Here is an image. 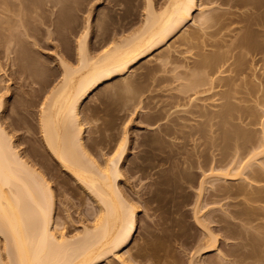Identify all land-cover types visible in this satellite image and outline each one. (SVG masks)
Masks as SVG:
<instances>
[{"label": "bare ground", "instance_id": "1", "mask_svg": "<svg viewBox=\"0 0 264 264\" xmlns=\"http://www.w3.org/2000/svg\"><path fill=\"white\" fill-rule=\"evenodd\" d=\"M64 1L50 0L49 2L53 6L52 8H56L61 3L64 5ZM154 1L156 0H146L143 23L141 22L140 28H135V32L132 30V34L128 32V36L125 34L126 37L122 35V38H112L111 41L110 39L107 40L108 38L105 36L108 30L106 24L110 20L107 23L104 20L107 16L111 15L107 14L106 16L105 14V18L100 17V33H97L100 36L97 38V40L100 38V41H98L100 43L99 47L90 45L88 31H86L77 40L75 57L68 53V48L63 49L65 51H62V54L59 52L57 68L51 73L53 78H46L42 82L39 81L40 89L36 90L38 92L37 97L41 100L38 116V133L41 134L40 142L45 148L43 152H40V149L32 145L31 152L29 151L32 158H25L27 156L25 152L30 147L23 149V152H21L22 150L19 152L15 144H13L12 137L3 126L5 124L11 127L12 123L6 122V119H11V115L9 118H7L8 115L5 116L6 118L0 116V264H98L108 262L109 256L114 257L120 264H133L130 257L131 254L129 256L127 254L130 252L126 253L128 257L121 253L131 243L136 231V209L127 200L122 188L119 186V181L123 179L121 167L125 159L128 139L125 136L123 143L119 144L117 149L111 150V154L106 156L102 162H99L92 157L89 151L94 150L100 143L102 144L104 141H107L110 135L106 134L105 130L100 129V132L96 131L99 133L97 137H93L90 143L85 142L80 108L83 102L98 87L103 84L105 85V83L107 84L109 81H114L116 78L125 76L131 69L140 66L143 60L153 56L154 53H158L156 54V60L160 62H156L160 63V67L167 66L168 64L175 65L170 70L172 76L170 79L168 78V83L171 85L169 90L171 93L168 96L170 99L165 107L161 108V105L160 110H158L160 111L161 119L170 117V115L172 116V113L175 114L174 112L179 110V107L189 106L188 108H191L190 110L187 108L189 115L202 120L196 122L198 125L194 129L191 128L192 131L190 130L191 132H188L187 136L194 138L197 136L196 139H192L195 143L196 141L200 143L203 138L204 140L206 138L207 140L201 143L203 147H207L204 145L207 144L211 149H213L212 147H220V150L222 146L225 153L223 151L217 153L219 155L225 154V157L222 158L220 156L219 160L231 159L230 161L228 159L225 161L228 167L226 164H223V161L222 163L220 161L219 163L218 160L216 161L220 165L216 164L217 168L213 167L212 163L211 165L209 163V169L207 168V170H211L209 174L214 179L219 177V180L220 177L225 175L224 177H228L229 180L235 183L246 180L244 176L248 174L256 183H264V168L261 170L264 162L260 167L261 171L254 168V166L261 164V162H256L258 165L254 163L255 160L259 159V156H263L261 160L264 161V120L263 122L261 120L260 122L258 121L261 113L258 114L257 111L259 110L255 106L251 108L250 105L248 107L245 106L246 104L244 105V102L247 103V97H252V99L247 100L249 102L256 100L255 103L257 102L263 106L264 72L255 76V72L252 71L254 72L252 76L255 77L252 82H256L257 85V82H259L263 88L260 85L256 86L254 83V88H247L249 84L243 80L242 82L246 83V87L242 85L243 88L245 87V91L237 84V80L241 78L238 76H241L239 75L241 73L238 74L237 72V76L234 75L235 77H230L229 74L230 71L232 74V71H237V68L246 66L245 63L251 61H244L247 54L245 52L251 53V62L255 63V65H259L260 62L264 61V0H201L202 4H199L200 0H164L161 5L154 3ZM38 2L39 0H0V40L2 39L0 41V48L7 42H4V40L10 39L9 36L14 33L11 27L8 28L9 25L13 23V26L16 23L17 25L18 23H22L23 26L25 25V27L30 28L28 25L32 21L30 22L29 16L27 17L25 12L31 13L32 9H35L36 4L39 6ZM33 4L35 5L34 7H32ZM211 5L216 6L209 9V11L204 10V7ZM63 11H65L64 8ZM197 11L199 12V16L196 17L194 14ZM58 13L56 14L54 24L57 29L62 28L63 25L65 26L63 21H60L62 17L60 16L59 18ZM128 14L125 17H130L133 13H130V16H127ZM191 22L198 28L193 30L191 27L189 30H184L190 27L189 23ZM202 26L206 27L203 28ZM207 29L209 31H205ZM26 30L29 29L26 28ZM226 38H230V40L228 41ZM176 44H178V47L187 46L191 52L194 47L199 48L200 51L195 56L193 54L195 57L193 61L186 57L190 62H186V60L185 63L176 59V61L172 60L175 62L173 64L174 62H171L169 59H171V54L176 51ZM200 44H205L206 47L210 46L215 51L209 52L207 50V52ZM5 46L3 47L5 48ZM8 47L5 49H9ZM236 51L245 57L242 61L241 55H233V52ZM233 56L234 61L231 62ZM12 60L16 67L14 69V79L15 77L22 78L25 75V80L28 71L24 64L21 61L19 63L15 62V58ZM177 60L181 61V63ZM233 66L235 69L231 68ZM241 68V71L244 72V67ZM226 73L229 74V77L226 76ZM125 84L122 85V89L131 88V91L133 82L128 80ZM119 87L121 88V86ZM136 87L138 86L134 88ZM120 88L118 90L121 92L122 89L120 90ZM239 88L243 89L241 90L243 91V93L241 92L242 95L247 96L245 101L243 99L244 96L242 97L243 100L240 97L241 100L239 99L240 101H238V96L236 95L239 94ZM206 102H209V104H206ZM4 103L3 95H0V112ZM87 109L89 110L88 107ZM94 109L92 108L90 113L94 114ZM172 109L176 110L171 111ZM185 110L181 111L187 113ZM248 120L250 121L247 122ZM258 122L259 124H257ZM252 124L253 126L255 124L261 125L259 131L260 137H258V134L255 135L256 130L246 128ZM173 126L176 127L174 124ZM105 129L107 130V128ZM174 129L172 125L171 127L170 125H166L162 131L169 137V135L172 136L176 132L177 128ZM94 134H96L95 131ZM185 135L183 138L186 137ZM36 136L30 137V141L36 143L39 140V136L38 140ZM162 137L154 135L150 139H146V143L158 145L161 142L162 144ZM198 139L201 140L198 141ZM142 143L143 145L145 144L143 141ZM231 150L234 153L236 152L235 154L233 153V156L231 155ZM239 151L241 154L238 153ZM38 155L41 157L39 160L36 158ZM54 162L65 174L75 181L80 190H83L96 203L98 212L94 222L90 227L84 226L81 235L68 237L64 233L58 234V224L54 222L53 217L55 196L52 186L47 180L48 177L46 178L45 176L49 175L48 171ZM131 163L133 165H131V169L143 166L140 163H138L139 165L136 162ZM221 164L223 165L222 168ZM224 166L228 169H225L226 167ZM220 168L224 172L222 171L221 173ZM216 169L219 172L215 171ZM227 171L228 173H225ZM210 175L204 174L203 178L205 179H202V181L204 182L207 179L206 177H210ZM184 176L188 180V176L192 175L187 174ZM192 178L190 177V179ZM182 179L184 180L183 176ZM203 182L200 184L201 190L204 188L202 184L204 185L206 181ZM249 183L251 184V182ZM248 184L246 183L247 186H250ZM231 187L229 189L220 185L217 190L215 189L216 193H214L213 197L223 196L225 199L231 197V195H237L236 197L245 195L244 198L248 196V199L245 198V200L247 199L246 201L251 202V204L245 203L246 205L244 206V201L243 207L240 202V206L243 208L239 206L242 210L240 209L241 211L237 212V214L245 217V222L257 224L256 221L264 216V207L259 206L258 208L255 205L253 206V204L264 203L263 186H256L254 191L249 190L251 187L248 189L247 187H243V185L236 186V188L235 186ZM225 195L228 196L225 197ZM243 217L240 218L242 219ZM262 219L264 220V217ZM248 223L245 224L247 225ZM261 224H264V222ZM257 226L255 225V228ZM230 233L233 234V232ZM243 235L240 238L246 242L248 237ZM207 238L208 244L204 245L203 248L201 247L204 253L217 249L218 238L216 235L214 236L211 232H208ZM261 238H263V235ZM263 239L261 240L264 241ZM249 242L252 243L250 244ZM262 243L258 240H248L247 243L239 244V247L241 245L244 249L250 245L252 249H248L250 251L253 250V253L258 255L264 251L262 250L264 249L262 248ZM258 245L260 247L259 250ZM243 249H236L239 250V253L241 251L239 256L243 255ZM232 250L236 252L235 249H231V252L229 251L228 254L230 255L231 253L232 257L233 255L237 256L238 251L235 253ZM257 250L259 251L258 254ZM137 252L141 253L139 250ZM244 255L245 259L249 257V254ZM260 257H262V254ZM219 258V261L223 264L224 260H221V254ZM253 258L255 259L254 256ZM238 260L233 263L236 264L235 262ZM243 260L238 262V264H241V262L245 264L246 262ZM247 260H250V258ZM227 262L226 264L229 263Z\"/></svg>", "mask_w": 264, "mask_h": 264}, {"label": "rangeland", "instance_id": "2", "mask_svg": "<svg viewBox=\"0 0 264 264\" xmlns=\"http://www.w3.org/2000/svg\"><path fill=\"white\" fill-rule=\"evenodd\" d=\"M45 1L39 0V6L36 4L35 9H32V11L30 10L31 13L25 12L26 16H29L30 22L32 21L31 24L28 25L30 28L25 27V25L23 26L22 23H18V25L16 23V25L14 24L13 26L12 23L8 26V28L11 27V30L13 29L15 34L10 30L14 36L11 35L12 37L9 36L10 39L7 38V40H4V42H8H6L7 44L5 43L7 46L3 45L1 42L5 48L10 45L8 47L9 49H5L3 46L0 48V95H3V100L5 101L0 112V116L5 117L8 115L7 118H9L11 115V119H6V122L12 123L11 127L5 124H3V126L7 130L6 132L12 137L13 144H15V147L19 152L21 150V152H23V149L30 147L25 152L27 153L25 158H32L30 155L32 145H35L38 149H40V152H43L45 149L40 142L41 134L38 133V116L41 100L37 97L38 92H36V90L40 89L39 83L44 81V79L53 78L51 73L57 68L58 54L65 51L63 49L68 48V53L75 57L77 40L86 31H88V40L90 41V45L93 47L95 45V47H99L100 43L98 41H100V38L98 40L97 38L100 37L98 34L100 33L101 18H105V14L106 16L107 14L111 15L107 16L104 20L105 23L110 20L106 24V28H108L106 33L107 35L105 34L108 38H106L107 40L110 39L111 41L112 38L119 39L122 38V35L125 36L126 34V36H128L129 33L132 34V30L135 32V28H140L142 25L141 22L144 20L143 16H145L144 8L146 9L147 3L146 0H65L64 5L61 3L58 6L60 8H52L53 6L49 2L50 0L47 2ZM163 2L164 0L154 1V3H158L159 5H161V3L163 4ZM199 4H202L201 0L199 1ZM34 6L35 5L33 4L32 7ZM214 6L216 5L206 6L204 7V10L209 11V9ZM63 8L65 11H63ZM60 10L61 12H59ZM57 13L59 14V18L60 16L62 17V20L60 19V21H63L65 24L62 28L58 27L59 29H57L54 25ZM130 13H133L132 16H130ZM126 14L130 17H125ZM194 15L196 17L199 16V12H195ZM192 22L189 23L190 27L184 30H189L191 27L193 30L198 28L197 26H194ZM26 28L29 30H26ZM205 31L209 30L207 29ZM205 38L207 39L206 36ZM226 39H228V41L230 40V38ZM177 45L178 44H176V46ZM176 46V51L171 49L172 51H175L170 56L171 59L169 60L171 62L176 61V59L185 62L187 58L193 61L196 53L200 51L199 48L194 46V48L192 47V52L188 50L187 46H177V49ZM201 46H203L206 51H215V49L210 48V46L206 47L205 44ZM236 52H233V55H241V61L245 57V62L249 60L252 61L251 53L248 54L249 52L244 51L248 54H246L247 56L244 54V57L242 54H239V52ZM156 54L158 53H154L153 56L143 60L142 63H140L141 65L138 64L140 66H135L136 68L131 69L125 76L116 78V80L109 81L107 84L105 83V85L103 84L98 87L90 94L85 102H83L80 108V116L83 121L84 128L83 137L85 142L90 143L92 138L97 137L99 135L98 132L101 130H105L106 134L110 135V138L107 141H104L102 144L100 143L94 150L89 151L92 157L99 162H102L106 156H109L111 154V150L117 149L118 145L123 143V138L125 136L128 139L127 151L121 167L123 179L119 181V186L122 188L127 200L136 209V231L131 243L125 247L121 253L126 255L127 252H130L127 254L128 256L131 254L130 257L133 264H221V261H219L220 254L221 260H224V262H222L223 264H226L227 261L234 264V261L240 259L235 262L238 264V262L243 260L245 256L244 254H249L247 259L250 258V260L244 258L245 261H243L246 262L245 264H264V251L261 252L260 250L261 253L258 254V250L260 249L259 245L257 250L258 255L253 253V250H249L252 249L250 245L244 248L246 250H244L240 245L243 249L242 254L244 256H239V254H241V251L239 253V250H242L239 247V244L247 243L248 240H258L264 243V241L261 240L264 238V224H261L264 222L262 219L264 216L258 220L260 221V224L258 221H256L257 224H250L245 222V217L237 214V212L241 211V208L246 205L245 203L251 204V202L246 201L248 196L245 197L247 198L246 200L244 198L245 195H242L243 198L242 196L236 197L237 195H231V197L225 199L223 196H219L220 198L218 196L216 198L215 196L213 197L214 193H216L215 191L218 187H220V185L229 189L231 186H235L236 188V186L243 185V187H247L248 189L251 187L249 190L254 191L256 186L264 187V183L258 181V183H256L253 181L254 179H251L248 176V174L247 176H244L246 179L244 180L246 181L245 184H243L244 181L242 180V182H236L237 184L234 181L229 180L228 177L227 180V178L224 177V174H222L224 176L220 177V180L219 177H216L218 179H214V177L209 174L211 171L207 170V168L209 169V163L210 165L212 163V166L217 168L220 166L219 163H222V161L223 164H226L225 161H227L228 158L219 160L220 156L222 158L225 157V154H218L219 151L220 153L223 151L222 146L220 150V147H212L213 149H211L207 144H204L207 147H203L201 143L206 141V138L205 140L203 138L202 141H200L201 139H198L200 143L197 141L195 143V141H192L194 137L187 136L188 132L192 131L191 128H196V125H198L196 122L200 120L195 116L189 115L187 112L188 109H191L188 108L189 106H182V108L179 107V110L172 109L171 111L176 110L174 112L175 114L172 113V116L170 115V117H165L166 119H161V114L158 110H160L159 108L161 105V108L165 107L170 99L168 96L171 93L169 91L171 85L168 83V78L170 79L172 76L170 70L173 65L168 64L167 66L160 67V61L156 60ZM13 58L16 59L15 62L17 63L21 61L27 69L28 72L25 80V75H23L22 78L15 77L14 79V69L16 67L14 66V62L12 60ZM181 61L178 62L181 63ZM232 61H234V56L231 59V62ZM251 61L245 63L246 66H241L244 67V72L241 71V67L237 68V71L234 70L236 73L232 71L233 76L231 71L229 72L230 77L237 76V72L238 74L241 73L239 74L241 76H238L241 78L237 80V84L242 88L246 83L249 84L247 85V88H254L255 86L253 85L256 84V82H252L253 78L255 79V77L252 76V73L255 72V76H258L257 74L264 72V61L260 62V64L258 63L259 65L256 64L257 66ZM186 62H190V60H187ZM173 64H175V62ZM231 68H234V66ZM229 74L226 76L229 77ZM128 80L133 82V88L131 91V88L126 90L123 88V91L122 85H124L126 81L128 82ZM240 80L241 82L244 80L246 83L242 82L241 84ZM257 83L258 85L256 84V86H259V82ZM119 86H121V88ZM135 86L138 87L134 88ZM260 87L262 86L260 85ZM118 88H120V90L122 89L121 92ZM242 88L238 89L239 94L236 95L238 96V101H240L243 96L245 101L247 97L244 94L242 95L243 91L241 90L244 89ZM247 99H252V97H247ZM247 99V103L244 102V105L246 104L245 106L247 107L250 105L251 108L252 106H255V108L259 110L257 111L258 114L261 113L259 117L262 119L258 118V121L260 122L261 120V122H263L264 104L262 106V104L259 105V103L256 102L257 106L259 105L257 107L255 103L256 100L249 102ZM241 102L240 104H242ZM206 104H209V102H206ZM90 108L94 109V114L90 113ZM181 110H185L187 113H183ZM249 121L250 120L247 122ZM259 122L257 124H259ZM173 124L176 127H174ZM257 124H255V126L252 124L246 128H250L251 130L253 129L254 131L256 130L255 135L258 134V137H260L259 131L261 125L258 126ZM166 125H170V127L172 125L173 129L177 128L178 130L174 129L176 131L174 132V135L172 134V136L169 135L168 137V135H165L162 131ZM177 125H179V127H177ZM105 128H107V130ZM94 131L96 134H94ZM33 135L39 136V140L38 136H36L39 142L37 141L36 143H33V141H30V137ZM154 135L159 137L163 136L161 138L163 141L162 144L161 142L158 143V145L146 143V141ZM184 135L186 137L183 138ZM142 141L145 143L144 145ZM224 151L223 153H225ZM232 151L233 150H231V152ZM233 153L234 152L231 154L232 156L236 152L234 154ZM238 153L241 154L240 151ZM40 155L36 157L38 160L41 159ZM261 158H263V156H259L260 160ZM259 159L257 161L255 160L254 163L261 162V164H259L260 166L256 163L259 167L254 166V168L260 170L264 161H260ZM217 160L220 162H216ZM228 160L230 161L231 159ZM131 162H136L137 165L140 163L143 164V166L141 165L142 167L139 166L137 169H131ZM222 166L223 165L221 164V168ZM226 166L228 167L227 164ZM227 167L225 169H228ZM221 168L219 170L222 173L223 170H221ZM263 168L264 166L261 170H263ZM219 170L216 169L215 171L219 172ZM48 172L49 175L45 176L46 178L48 177L47 180L50 182L55 196V211L53 213V217L54 222L58 224V234L60 235L61 233H64L68 237L81 235L84 226L90 227L94 222L98 212L96 203L88 195H86L83 190H80L75 181L65 174V172H63L55 162ZM225 173H228V171ZM187 174L192 175L190 177L193 178L190 179L188 176L187 180L186 176H184ZM204 174H207L208 176L210 175V177H206V182L204 181L205 184H202V187L204 186V188L201 190L200 184L203 182L202 179H205L203 178ZM182 176L184 180L182 179ZM249 182H251L252 185ZM246 183H249L248 185L250 186H247ZM263 187L262 189L264 191ZM227 196L228 195H225V197ZM240 202L242 206L244 202L243 207L240 206ZM254 205L258 208L259 206L264 207V203L262 202L253 204V206ZM240 217L243 218L241 219ZM244 222L249 225H246ZM255 225H258L259 227L257 226L255 228ZM228 227L230 230H228ZM242 231L243 233H241ZM208 232H211L218 238L217 249L204 253L202 248L209 242L207 240ZM230 232H233V234ZM242 235L248 237L246 242L244 239L240 238ZM262 235L263 238H261ZM263 243L261 244L262 248H264ZM231 249H239L236 250V252L232 250L235 253L238 251V257L234 255L232 257L231 253L230 255L228 254L229 251L231 252ZM138 250L141 251V253L137 252ZM261 254L262 257H260ZM222 255H224L225 258L224 256L222 257ZM109 261L98 264H120L116 259H114V257L111 256H109Z\"/></svg>", "mask_w": 264, "mask_h": 264}]
</instances>
